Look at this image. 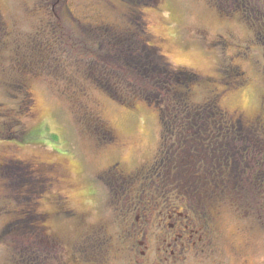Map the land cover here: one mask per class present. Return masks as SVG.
<instances>
[{
	"label": "rangeland",
	"instance_id": "1",
	"mask_svg": "<svg viewBox=\"0 0 264 264\" xmlns=\"http://www.w3.org/2000/svg\"><path fill=\"white\" fill-rule=\"evenodd\" d=\"M154 1L144 19L155 45L219 95L232 169L214 176L213 152L182 142V171L166 172L170 135L151 103L134 97L129 109L77 82L86 28L121 22L126 0H0V264H264V0ZM207 88L192 91L202 110ZM122 177L143 181L159 212L142 195L132 206ZM33 181L43 236H14V217L34 223Z\"/></svg>",
	"mask_w": 264,
	"mask_h": 264
},
{
	"label": "trees",
	"instance_id": "2",
	"mask_svg": "<svg viewBox=\"0 0 264 264\" xmlns=\"http://www.w3.org/2000/svg\"><path fill=\"white\" fill-rule=\"evenodd\" d=\"M126 2L128 11L119 18L121 22L100 24L91 30L86 28V34H89L91 38H89L90 45L85 48V59L78 77L76 76L77 82L82 85L93 83V87L97 90L129 109L137 104V102L132 104L129 102L134 97L144 96L143 100L147 101V104L151 103L149 106L159 112L162 134L177 138L173 143L170 137L168 142L164 141L163 137L160 152L164 154L161 163L166 172L173 174V171H176L175 175H179L182 171L180 163L175 160L174 151L181 148L182 142L186 145L185 147L192 148L190 145L192 142L196 144V149L213 152L214 176L219 175L220 170H227L229 166L231 168V158L223 160L220 154L226 152L223 145L227 139L224 137H227L231 130L228 128V132L225 133L222 127L228 116L220 106L219 95L213 94L210 89L211 82L185 69L174 70L167 57L155 45L144 19V5L154 6V0H126ZM113 61L117 64L115 68L110 65ZM202 85L208 87L203 110L201 105L196 103L195 97H192L193 89ZM149 89L156 92L157 96L152 95V98H159L157 103L149 100L148 95L152 93L148 91ZM167 99L169 104L173 103V105L164 109L163 105ZM206 106L212 108L208 115H206ZM214 107H216L215 111H213ZM23 165H27L30 174L37 177L33 166L28 163ZM13 169L18 170L17 167ZM20 179L21 175H18V180ZM36 182L38 183V181L30 183L32 186L29 190L34 196L30 199V208L24 212V220L31 218L34 223L27 227L26 223L22 222L23 217H14L8 226L12 228L14 236L21 234L28 237L35 233L37 237L43 236L41 231L42 228L44 229V215L38 210L43 191L40 184L37 185ZM212 197L216 198V195Z\"/></svg>",
	"mask_w": 264,
	"mask_h": 264
},
{
	"label": "flooded vegetation",
	"instance_id": "3",
	"mask_svg": "<svg viewBox=\"0 0 264 264\" xmlns=\"http://www.w3.org/2000/svg\"><path fill=\"white\" fill-rule=\"evenodd\" d=\"M260 2H262V1H260ZM238 8H240V9H243L244 10V8H245V5L244 4H241L240 3V5L238 6ZM256 8L258 9V7L256 6ZM239 9V10H240ZM143 173V172H142ZM160 177V176H159ZM162 177V176H161ZM133 178V177H132ZM136 178H141V176H137ZM121 181H123L125 184H129L130 186H132V179L131 178H125V177H122V180ZM158 181H159V179H158ZM51 184V183H50ZM146 189H145V187L143 188V181L142 182H140V183H137V182H135L134 183V186H132V190H131V192H130V194H128L126 197H127V201H129L131 204H132V206H134L135 208H137L138 206L136 205L137 204V200L138 199H140L141 198V195H142V199L144 200L145 199V197H147V199H146V201H148V203L152 206V208L154 209H157V211L156 212H159L158 211V205L157 204H160V203H156V199H154V197H153V195H151V196H149V198H148V196H147V194H146V191H145ZM65 201V200H64ZM62 202V201H61ZM130 204V205H131ZM64 205H65V203H64ZM127 205H128V202H127ZM126 205V206H127ZM144 203L142 204V206L141 207H139L138 208V211L139 212H143V209H144ZM161 205V204H160ZM155 212V213H156ZM199 216L200 217H202V218H204V215H201V214H199ZM158 219V218H157ZM197 221L196 222H194V221H192L194 224H195V227H196V229H197V234L199 235L200 234V240H199V242L200 243H202L203 245H204V243H205V245H206V243H210V240H209V238H210V233H211V231H208L207 232V229H203V227L201 226V225H199V222L201 221V219L198 217L197 219H196ZM162 225V224H161ZM157 227V226H156ZM142 235V234H141ZM194 244H196V243H194ZM142 255H143V252H142Z\"/></svg>",
	"mask_w": 264,
	"mask_h": 264
}]
</instances>
